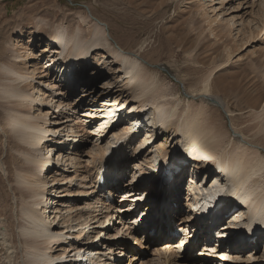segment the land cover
Returning a JSON list of instances; mask_svg holds the SVG:
<instances>
[{"label": "bare ground", "instance_id": "1", "mask_svg": "<svg viewBox=\"0 0 264 264\" xmlns=\"http://www.w3.org/2000/svg\"><path fill=\"white\" fill-rule=\"evenodd\" d=\"M214 1H190L198 14H202L201 18L208 19L213 35L216 29L223 27L222 22L233 28L236 24L232 23L234 17L230 20L220 19L222 14L215 18L210 16V11L214 14L217 9ZM90 18L91 28L87 22ZM78 19L79 23L73 27L53 24L55 34L39 55L34 54L36 42L23 48L22 38H26L24 34H30L31 38L42 37L49 23L41 18L35 19L34 26L28 22L26 30H21L15 38V51L10 57L7 54L10 60L0 57V124L8 134L10 145L8 159L1 162L0 169L13 201L9 205L10 197L3 193L0 264H120L127 255H131L127 264H213L205 258L197 260L193 251L202 241L213 243L215 233L228 235L226 240H221V249H230L233 253L247 250V253H264V228L257 230L259 236L248 237L247 232L245 236L240 235L244 230L240 233L238 229H231L233 224L230 225L229 218L225 219L231 205L236 203L233 217L249 212L251 217L254 215L264 221V154L259 144L262 140L235 141L233 136L204 120L201 107L197 111L190 106L180 108V102L158 80L156 82L147 69L149 63L126 52L122 46L113 47L116 41L107 24L92 15L81 14ZM263 29L264 22L260 30ZM102 42L109 45L106 53ZM46 58L48 62L44 67L41 62ZM111 58L113 66H117L115 72L106 62ZM22 59L25 64L20 67L18 62ZM36 60L38 63L33 64ZM215 71L211 70L200 96L210 98L208 83ZM114 74L120 75L112 78ZM107 76L112 82H105L104 89L98 90V83ZM44 87L50 94L41 89ZM56 97L64 102L60 99L55 101L54 107L48 108ZM73 98L76 99L64 105L69 108L68 115L63 110L56 111ZM212 100L224 107L220 100ZM44 109L56 111L51 114L56 121L48 119L49 113H44ZM255 120L254 128H249L245 134L257 130L254 138H259L264 131V106L256 112ZM85 132L101 141L87 153L86 166L84 161L75 158L83 156L80 150L84 142L90 140ZM163 137H166L164 141ZM136 143L135 151L127 153ZM62 146H70L71 151L66 154ZM124 152V157L121 155L115 162ZM212 161L217 163L216 167L210 164ZM130 164L132 179L120 187L124 180L121 171ZM192 164L196 173L192 174L189 187L197 193L196 200L205 195L204 199L214 197V193L221 196L226 187L228 195L222 196L221 204H207L198 213L178 209L183 199L190 211L196 207V202L187 195L184 197L180 190L184 172ZM61 169L62 174H59ZM204 175L203 181H197ZM210 184H215L216 190H207ZM64 188L81 189L78 193L81 202L65 204L62 201L66 196ZM118 195L122 198L119 208L114 202ZM132 206L136 208L132 210ZM139 207L144 209L142 217L137 216L127 224L126 220ZM200 212L202 216L198 218ZM224 222L228 224L222 226ZM141 223L144 226L140 228ZM177 227L182 231L178 235L175 234ZM98 229L113 233L105 238L104 232H96ZM203 235L205 240H202ZM185 236L191 237L187 251L192 256L183 257L172 249ZM258 239L263 243L260 250ZM153 245L158 248L152 253L153 260L143 262Z\"/></svg>", "mask_w": 264, "mask_h": 264}, {"label": "rangeland", "instance_id": "2", "mask_svg": "<svg viewBox=\"0 0 264 264\" xmlns=\"http://www.w3.org/2000/svg\"><path fill=\"white\" fill-rule=\"evenodd\" d=\"M190 1L191 0H0V48H2L4 44V56L0 55V57H2L3 60L7 59L6 61L10 60L8 58L12 55V52L15 51L13 48H16L13 45L16 40L15 38H18L21 30H26L28 22L33 23L34 26L35 19L41 18L47 20L49 23V27H46L45 31L43 30L41 34L42 37L34 36L31 38L30 34H24L26 38H22L21 44L23 48L28 45L31 47V45L34 44L33 42H36L34 44V54L39 55L42 51V47H46L48 44L47 42L50 41V37L55 34L54 29L51 28L53 24H66V26L73 27L79 23L78 18L81 14L82 16L92 15L109 26L108 28L113 37L112 39L116 41L113 44L114 48L122 46L126 52L139 56V58H142L150 64L146 66L147 69L153 73L156 82L158 80L160 85L180 102V108L185 109V107L190 106L197 111L198 107H201L204 113L202 114L204 120L228 136H233L235 141L244 139L249 143L254 141L258 142V139L262 140L259 144H262L263 150L261 153L264 154V131L259 138H254V134L256 133L254 131L257 130L245 134L249 128H254L257 123L255 120L256 112L260 111L264 106V29L262 31L260 30L264 22V0H225V3L222 2L223 0L214 1V8L217 9L214 14L213 10H211L210 16L215 18L217 14H222L220 19L225 17L224 19L230 20L234 17L232 23H236L233 28L229 26L227 22H222L221 24L223 27L216 29L214 35L208 25V19L201 18L202 14H198V11L192 7ZM207 1L208 0H205V3H207ZM216 3H219V5ZM30 11L34 14H29ZM36 15L38 17H36ZM87 22L91 28V18L88 19ZM44 25L45 23L43 26ZM216 35L218 37H216ZM111 43H113V41H111ZM101 44L103 52H108L109 45L103 42ZM35 46H38V48L35 49ZM11 59L13 60V58ZM112 61V58L106 60L108 68L111 69L112 72H115L117 71V66H113L114 62ZM47 62L48 59L46 58L43 59L41 63L45 67ZM103 62L104 60H102L100 64H103ZM36 63H38L37 60L34 61L33 64ZM24 64L25 62L23 59L18 62L20 67ZM213 69H216V71L209 78L208 83V94L210 95V99L206 96H200V94L203 93L205 82L208 80V76ZM104 72L108 71L104 70ZM119 75L120 74H114L112 78ZM59 77L62 78L63 76ZM112 78L107 76L101 84L99 82L97 85L98 90H103V84L108 81L112 82ZM116 86L119 87L121 85L118 82ZM41 89H44V92L46 91L48 92L47 94H50V91L45 87ZM127 93L129 95L132 94L130 90H128ZM76 98H73L72 101H65L62 107L56 111L63 110L64 113H68L69 108L67 109L64 105L73 102ZM212 98L220 100L224 107L214 102ZM60 99V97H56L48 108L51 106L54 107L55 101ZM60 102H64V100L61 99ZM43 111L44 113H49L48 119L56 121L54 119L55 115L51 116V114L56 111H53V109H44ZM77 115L79 117V114ZM111 116L113 117L115 115ZM130 120H132V118L129 119V121ZM1 126L4 128V126L0 124V165L1 162H5L8 159L10 153V145H8L9 143L7 142L8 134L1 129ZM93 130L94 129L88 133ZM85 134L87 133L85 132ZM86 137L90 140H86L83 149L80 150L83 156H75V158L77 157V159L84 161V166H86L88 163L87 161H89L87 153L96 148L95 145H97V142L99 144L101 143L98 137L92 138V136H88V134ZM170 137H172V134ZM165 138L166 137H163L162 141H164ZM137 143L132 146V149L130 147L126 152L129 153L131 150L132 152L135 151L134 147L137 148L139 144ZM175 143L176 142H174L173 145ZM103 145H106V141ZM60 148L63 150L65 149L64 152H66V154L71 151L70 146L66 148L62 146ZM169 150L168 148V151ZM126 152L119 154L115 162L117 159H120L121 155L124 157ZM111 156L112 155L107 157V161ZM183 156L186 157L185 154H183ZM185 159H187V157ZM171 160L172 159L168 161ZM139 163L141 162L139 161ZM210 164L216 167L217 163L212 161ZM133 165L132 163V166ZM132 166L130 164L121 171L124 180H122L123 183L121 182L122 185H120V187L125 186L127 182L130 183L129 181L132 179ZM193 167V164L188 166L184 172L185 174L180 187L183 193L185 184L190 182L192 174L196 173V171H193ZM65 168H67V166ZM62 171L63 169L60 170L59 174H62ZM202 178L203 179L198 177L197 181H203L205 175ZM118 179L119 177L116 176V180ZM8 191L7 183L5 184V176H3L0 169V201L3 203H5L4 196H2L3 193L10 197L9 193H7ZM62 191H65L63 193L66 195L65 198L62 199L65 204L73 202V204L70 205H76L77 202H81L78 198L80 197L78 193L81 192V189L74 188L73 190H69L68 188H64ZM120 195L114 200L117 208L120 207L121 203ZM7 201L9 205H12L13 201L11 197L7 199ZM181 204L182 205L177 206L178 209L182 211L183 209L186 210L184 199ZM191 219H193V216ZM227 224V222H224L222 226ZM117 226L122 228V226L118 224ZM92 227H94V225ZM230 228L234 230L233 227L230 226ZM99 231L105 233V238L110 237L113 233V231H105L102 229H98L96 232ZM97 235L98 234H94L93 236ZM130 246L132 245L130 244ZM155 246L156 245H153L147 250V259L143 262L153 260L152 258L154 257L152 253L158 249ZM129 256L131 257V255H127L128 258L120 260V264H127ZM188 256L192 255L188 254ZM136 264H140V262Z\"/></svg>", "mask_w": 264, "mask_h": 264}]
</instances>
